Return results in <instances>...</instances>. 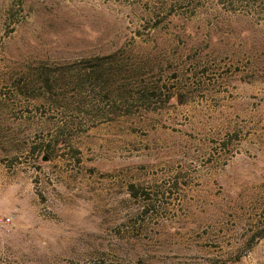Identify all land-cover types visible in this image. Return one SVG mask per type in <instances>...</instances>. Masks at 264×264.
Returning a JSON list of instances; mask_svg holds the SVG:
<instances>
[{
  "label": "rangeland",
  "instance_id": "obj_1",
  "mask_svg": "<svg viewBox=\"0 0 264 264\" xmlns=\"http://www.w3.org/2000/svg\"><path fill=\"white\" fill-rule=\"evenodd\" d=\"M263 229L264 0H0V264H264Z\"/></svg>",
  "mask_w": 264,
  "mask_h": 264
},
{
  "label": "trees",
  "instance_id": "obj_2",
  "mask_svg": "<svg viewBox=\"0 0 264 264\" xmlns=\"http://www.w3.org/2000/svg\"><path fill=\"white\" fill-rule=\"evenodd\" d=\"M44 85L46 86V92H52L53 88L55 87V83L53 81H51V79L47 78L45 81H44ZM135 195H137L135 193ZM138 198H140L143 203L145 204V206H143V213H147L148 212V206H149V201L150 200V194L148 193H145V192H142L140 193L139 195H137ZM264 238V229L262 230L261 234L258 236L257 239H262Z\"/></svg>",
  "mask_w": 264,
  "mask_h": 264
},
{
  "label": "built area",
  "instance_id": "obj_3",
  "mask_svg": "<svg viewBox=\"0 0 264 264\" xmlns=\"http://www.w3.org/2000/svg\"><path fill=\"white\" fill-rule=\"evenodd\" d=\"M10 221H11V218H8V219L5 220V222H6L7 224L10 223Z\"/></svg>",
  "mask_w": 264,
  "mask_h": 264
}]
</instances>
